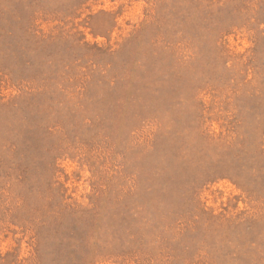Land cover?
<instances>
[{
  "label": "rangeland",
  "instance_id": "1",
  "mask_svg": "<svg viewBox=\"0 0 264 264\" xmlns=\"http://www.w3.org/2000/svg\"><path fill=\"white\" fill-rule=\"evenodd\" d=\"M0 264H264V0H0Z\"/></svg>",
  "mask_w": 264,
  "mask_h": 264
}]
</instances>
